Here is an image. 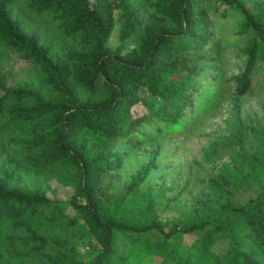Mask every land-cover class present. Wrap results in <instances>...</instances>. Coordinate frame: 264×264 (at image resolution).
I'll use <instances>...</instances> for the list:
<instances>
[{
	"label": "trees",
	"instance_id": "obj_1",
	"mask_svg": "<svg viewBox=\"0 0 264 264\" xmlns=\"http://www.w3.org/2000/svg\"><path fill=\"white\" fill-rule=\"evenodd\" d=\"M218 1L243 15L238 32L250 37L247 63L236 77V95L243 96L251 87L256 62L264 67V3ZM197 2L158 0L160 28L135 43L136 21L120 1L123 35L116 48L108 49L113 4L107 0H34L31 7L39 16L61 12L68 35H81L82 43L91 48L89 54L76 56L79 64L73 60L54 66L46 59L47 51L12 20L11 1L0 0V46L45 62L48 74L40 85L43 92L36 95L7 88L0 73V111L9 104L6 127L14 139L20 138L15 142L18 154L29 166L74 173L67 183L74 194L67 202L0 187V264H124L136 251L160 258L159 264H261L264 190L245 204L206 199L195 208L193 218L170 228L151 209L136 216L131 212L146 172L117 193L103 186L104 178L119 168L116 144L153 122L179 127L191 106L197 67L196 60L189 65L184 56L202 50L210 37ZM243 2L251 4L252 12ZM140 89L147 98L140 97ZM138 103L146 114L133 118L130 108ZM2 145L0 141V149ZM214 188L224 192L227 185L215 183ZM74 229L84 233L83 243L92 252L88 260L79 257L73 239L64 235ZM187 234L195 236L190 245L182 243Z\"/></svg>",
	"mask_w": 264,
	"mask_h": 264
},
{
	"label": "rangeland",
	"instance_id": "obj_2",
	"mask_svg": "<svg viewBox=\"0 0 264 264\" xmlns=\"http://www.w3.org/2000/svg\"><path fill=\"white\" fill-rule=\"evenodd\" d=\"M10 1L8 13L12 20L21 24L29 37L47 51L50 65L61 66L78 55L90 53L91 48L82 43L81 35H68L70 28L61 12L39 16L31 7L34 0ZM107 1L113 4L108 49L116 48L123 35L125 22L118 5L120 1L125 5L124 10L132 11L136 21L133 26L135 43L151 37L149 33L160 28L162 20L156 13L158 0ZM197 1L196 7L198 12L204 13L210 37L202 50L184 56L185 60H190L189 65L196 60L197 67L191 106L182 115L179 127L153 122L123 138L114 146L119 168L103 180L108 192L117 193L127 187L134 176L146 172L144 181L138 186V196L131 202V212L136 216L143 209H151L157 219L170 228L193 218L195 208L206 199L214 204L227 200L245 204L264 190V67L256 62L250 89L243 96H237L236 77L244 71L245 50L250 40L247 34L238 32L243 15L221 6L218 0ZM254 1L264 3V0ZM243 5L252 12L251 4L243 2ZM46 66L45 62L36 63L0 46V73L5 75L9 89L30 90L36 95L43 92L40 85L48 75ZM139 95L142 99L148 96L144 89H140ZM8 106L4 103L0 111V141L3 143L0 187L46 196L55 202L71 200L74 188L67 183L73 177L72 171L66 172L61 167L36 169L18 154L15 142L21 140L14 139L12 129L6 127ZM130 112L133 118L146 114L141 103L133 105ZM49 118L41 124L45 125ZM54 131L46 137L51 139ZM215 183H225L227 190L216 191ZM44 233L52 232L45 230ZM64 235L73 239L81 259L91 257V250L83 243L82 230H68ZM194 237L193 234L184 235L182 243L190 245ZM159 262L158 257L136 251L124 264Z\"/></svg>",
	"mask_w": 264,
	"mask_h": 264
}]
</instances>
